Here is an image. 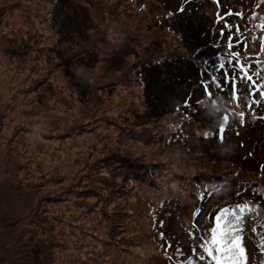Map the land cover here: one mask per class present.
<instances>
[{
  "label": "rangeland",
  "instance_id": "obj_1",
  "mask_svg": "<svg viewBox=\"0 0 264 264\" xmlns=\"http://www.w3.org/2000/svg\"><path fill=\"white\" fill-rule=\"evenodd\" d=\"M145 2L151 13L165 10L157 0ZM124 6L119 0H0V264H154L148 260L156 249L143 237L150 232L145 175L160 186L156 195L182 201L168 210L165 232L178 240L183 256L209 264L193 252L182 221L192 206L189 179L211 163L151 137L157 121L141 115L149 108L127 67L156 52L148 43L161 31L146 28L153 24L142 22L146 13ZM195 6L194 36L212 53V63L222 60L219 52L231 54L227 89L235 85L248 110L239 123L235 108L220 102L238 125L224 132L225 164L240 141L250 145L264 128L256 115L264 108V0H197ZM115 24L139 43L123 67L109 59L126 37L105 34ZM185 85L176 84L171 95ZM226 189L199 210L201 227L210 226L203 216ZM255 222L243 224V256L231 264H264Z\"/></svg>",
  "mask_w": 264,
  "mask_h": 264
},
{
  "label": "trees",
  "instance_id": "obj_2",
  "mask_svg": "<svg viewBox=\"0 0 264 264\" xmlns=\"http://www.w3.org/2000/svg\"><path fill=\"white\" fill-rule=\"evenodd\" d=\"M119 1L122 6L125 3V10L146 13L147 18L143 15L142 22L147 20L153 22V24L146 22V28L161 31V35L148 43L157 49L156 52L144 55L128 65V57L136 54L134 47L139 43L133 42L131 32H127L124 25L110 26L105 31L106 35L113 34L115 30L127 38L120 37L117 40L121 43H115L117 45L109 59L119 67L127 63L129 74L136 79L149 108L148 112L144 111L141 115L151 114L148 118L157 121L154 128L156 133L153 130L151 137L156 136L158 141L183 150L194 159L203 158L208 162L206 164L211 163L189 179L193 199L187 204L192 206L188 214L184 213L186 216L182 224L184 230L189 233L193 252L205 257L209 264H231L239 250L233 248L231 250L236 252V255L231 254L230 241L238 236L241 245L240 230L247 219L256 220L258 234L264 240V128L250 145L248 142L240 141L230 162L222 163L225 157V152L222 151L224 132L238 126L234 121L237 118L235 113L222 106L230 103L239 116L241 115V118H237L239 123L246 121L244 117L248 110L241 108L243 96L241 91L235 85L231 90L227 89L229 75L227 70L224 73V69L228 65L231 67L229 63L232 60L231 54L227 51L225 55L219 52L222 60L212 63V53L202 51L204 48L199 45L198 37L194 36V28L189 26L191 15L194 16L200 8L195 6L197 0H157L165 8L161 13H151L145 0ZM131 13L133 14L132 11ZM132 22L133 20H127V25ZM218 29L216 26L215 30ZM222 29L226 31L225 28ZM196 30H200L198 24H195ZM99 37L105 38L104 35ZM207 45L209 44L205 43V46ZM214 50L216 46L212 51ZM92 52L93 48L87 52V58ZM237 58L240 59L241 56ZM247 76L251 78L250 75ZM250 81L258 86L253 79ZM181 83L186 84L184 92L171 95L170 92L176 88L175 85ZM261 90L264 93V88ZM163 101L169 103L165 104ZM197 115H200L201 119H197ZM256 115L261 117L264 123V108ZM196 122L201 128L190 131L188 127ZM208 143L215 146L211 147ZM143 179L145 186L149 187L151 184L149 196L144 197L150 232L145 233L143 237L151 240L152 249H156L148 263L153 260L154 264H196L191 255L183 256L178 240L164 230L167 223L165 216L170 215L168 210L172 204L182 206L181 199L173 196V199L168 198L163 194L156 195L162 190L159 189V185L153 184L155 179L149 180L147 175L143 176ZM226 187L223 196L212 201L208 212L203 216L210 226L201 227L204 218L197 223L199 210L213 193ZM213 229L218 231L214 233ZM214 235L221 243L213 242ZM218 248L222 250L218 251Z\"/></svg>",
  "mask_w": 264,
  "mask_h": 264
},
{
  "label": "snow or ice",
  "instance_id": "obj_3",
  "mask_svg": "<svg viewBox=\"0 0 264 264\" xmlns=\"http://www.w3.org/2000/svg\"><path fill=\"white\" fill-rule=\"evenodd\" d=\"M221 131H223V129H221ZM218 231V229H213V232L214 233H216ZM213 242L214 243H221V241L220 240H217L216 239V236L214 235L213 236ZM238 249L239 250V255L240 256H243V248L241 247V245H240V242H239V237L237 236V237H234V238H232L231 239V241H230V245H229V251L231 250V249ZM218 251H220V250H222V249H217ZM233 255H236V253H233Z\"/></svg>",
  "mask_w": 264,
  "mask_h": 264
}]
</instances>
